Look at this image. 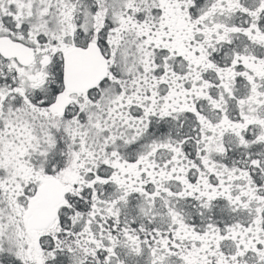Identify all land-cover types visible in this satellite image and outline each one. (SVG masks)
Listing matches in <instances>:
<instances>
[{
    "label": "snow or ice",
    "instance_id": "6c2138e0",
    "mask_svg": "<svg viewBox=\"0 0 264 264\" xmlns=\"http://www.w3.org/2000/svg\"><path fill=\"white\" fill-rule=\"evenodd\" d=\"M0 264H264V0H0Z\"/></svg>",
    "mask_w": 264,
    "mask_h": 264
}]
</instances>
